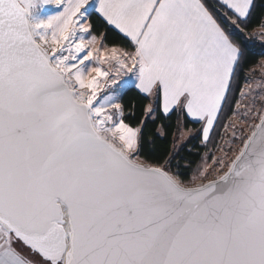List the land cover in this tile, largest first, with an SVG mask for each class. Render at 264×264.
I'll return each mask as SVG.
<instances>
[{"label": "snow or ice", "instance_id": "snow-or-ice-1", "mask_svg": "<svg viewBox=\"0 0 264 264\" xmlns=\"http://www.w3.org/2000/svg\"><path fill=\"white\" fill-rule=\"evenodd\" d=\"M256 10L0 0V264H264V111L249 124L253 108H232L234 92L248 95L240 34ZM129 84L149 101L138 125L122 104ZM157 110L199 123L205 146L226 118L228 149L185 181L178 151L161 162L145 139Z\"/></svg>", "mask_w": 264, "mask_h": 264}, {"label": "trees", "instance_id": "trees-1", "mask_svg": "<svg viewBox=\"0 0 264 264\" xmlns=\"http://www.w3.org/2000/svg\"><path fill=\"white\" fill-rule=\"evenodd\" d=\"M205 2L211 5L214 0H205ZM257 5V10L252 16L251 21L247 25L246 33L240 34V38L244 39L247 37L246 42L252 46V55L247 59L243 70L240 73L238 88H241L245 78L246 72L253 66H255L258 61L264 57V43L258 42L256 39L251 38L249 34L256 28L260 27L261 23L264 22V0H254ZM93 24L95 35H100L106 31V28L100 18L93 15L89 21ZM107 42L109 45L113 43H120L115 37V34L111 31L107 33ZM131 86L125 88V94H123L122 104L126 108V117L128 116L127 110L134 111V117L129 118V122L133 125H138L140 120L143 119V109L149 102L147 99L143 98L142 95L138 94L135 89L128 90ZM239 91L233 93V104L237 99ZM134 106V107H133ZM231 113H228L230 115ZM226 118L219 122V125L214 129L212 137L207 144V146L201 143L199 129L201 125L199 123H193L188 120L185 121L183 118H179L176 115H172L171 118H165L159 110L153 119L147 122L144 128L145 139L151 138L155 141L154 152L160 157L161 162L163 158L167 157L169 152L178 151V156L181 159L180 171L183 174L182 179L188 181L195 174V169L200 166L204 158L211 156L214 152L216 146L221 142V137H225V141L231 139V134L225 132V129L220 126L225 124ZM163 126L164 135L160 137L158 131ZM181 129L191 130L192 134L181 144H176V139ZM239 134V132L237 133ZM239 141V140H237ZM223 142V141H222ZM221 142V143H222ZM224 143V142H223ZM224 143L223 145H225ZM229 146V145H228ZM150 159V158H149Z\"/></svg>", "mask_w": 264, "mask_h": 264}, {"label": "rangeland", "instance_id": "rangeland-1", "mask_svg": "<svg viewBox=\"0 0 264 264\" xmlns=\"http://www.w3.org/2000/svg\"><path fill=\"white\" fill-rule=\"evenodd\" d=\"M55 11H56V8L54 6H46L40 11V15H48ZM262 35H264V33L261 32L260 27L256 28L254 31H252L249 34L251 38L256 39L260 43H264V39H261ZM258 84H260L261 87H257ZM128 86H131V85L129 84L126 87ZM241 88L244 89V91L247 92L248 95L246 98H242L239 92L236 101H240L242 106L247 105L248 107L253 108L254 112L249 113L248 117H245V119L248 121L249 124L253 122H257V121H254L253 119L255 111H263L264 109V57L261 58L255 66L251 67L246 72V78ZM233 109H235V103H234ZM244 110L245 109L241 107L239 111L242 113ZM229 122L230 121L226 120L225 124ZM246 131L247 129L245 126V133ZM226 133L231 134V131H227ZM191 134H192L191 130L181 129L176 139V144L178 145V144L183 143ZM237 135L239 136V134ZM222 141L225 143V137L224 138L221 137V142ZM221 142L216 146L211 156L218 157L222 155L220 151L221 148H224L225 150L228 149L229 146L227 144L223 145L224 143L223 142L221 143ZM240 146H241L240 141H236L235 144L231 145L233 150L238 149Z\"/></svg>", "mask_w": 264, "mask_h": 264}, {"label": "water", "instance_id": "water-1", "mask_svg": "<svg viewBox=\"0 0 264 264\" xmlns=\"http://www.w3.org/2000/svg\"><path fill=\"white\" fill-rule=\"evenodd\" d=\"M263 111H264V109H263ZM258 122V121H257Z\"/></svg>", "mask_w": 264, "mask_h": 264}]
</instances>
